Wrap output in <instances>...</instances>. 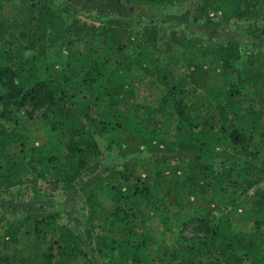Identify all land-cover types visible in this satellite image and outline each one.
Segmentation results:
<instances>
[{
    "label": "trees",
    "instance_id": "1",
    "mask_svg": "<svg viewBox=\"0 0 264 264\" xmlns=\"http://www.w3.org/2000/svg\"><path fill=\"white\" fill-rule=\"evenodd\" d=\"M201 9L216 28L264 18V0ZM133 19L0 0V193L34 175L83 196L68 223L57 208H0V264H264V49ZM146 80L157 104L131 100ZM97 131L121 167H103Z\"/></svg>",
    "mask_w": 264,
    "mask_h": 264
},
{
    "label": "rangeland",
    "instance_id": "2",
    "mask_svg": "<svg viewBox=\"0 0 264 264\" xmlns=\"http://www.w3.org/2000/svg\"><path fill=\"white\" fill-rule=\"evenodd\" d=\"M53 2L60 10L64 8L66 3H73L79 9L83 19L90 23L98 24L102 20L116 16H124L130 19L135 18V20L143 19V21L146 19L154 20L156 22L158 21L161 25L164 22H168L182 28L188 34L201 35L208 42L227 41L232 38L238 39L243 45L244 55L247 53L246 46H251L254 43L264 49V18L256 22L251 19L232 17L229 26L225 28L210 27L207 26L204 20L201 9L202 0H194L185 8L171 7L152 11L124 0H53ZM220 15V13H211V16H214L215 19H219ZM139 27V25H135L136 30ZM162 50L166 53L164 55H166L167 59H172L175 67L183 63H181L179 56L176 58L175 55H168L165 52L164 46ZM244 58L246 57L244 56ZM66 60V54L62 53L59 63L60 70L64 69ZM131 100L157 104L156 86L154 82L152 80H146L145 83L137 86ZM97 138L106 155L102 159L103 167H109L112 163L121 167V157L117 150L115 148L107 149L110 143L108 136L97 131ZM217 167L220 169L219 166ZM28 180H31V182L12 189L10 193H0V208L4 207L14 213L35 208H57L64 215V223L70 222L73 218H78V211L83 205L81 186H77L69 192H56L51 194L46 190L45 183L35 179L34 175H30ZM258 187L264 189V181ZM218 216L219 213L216 212L215 217L218 218ZM193 228L194 224L189 225L186 227L185 233L191 235L194 232Z\"/></svg>",
    "mask_w": 264,
    "mask_h": 264
}]
</instances>
